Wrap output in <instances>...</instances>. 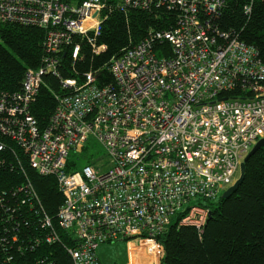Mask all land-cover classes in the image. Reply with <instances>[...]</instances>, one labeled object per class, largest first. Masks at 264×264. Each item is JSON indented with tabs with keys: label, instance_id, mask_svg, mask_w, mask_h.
<instances>
[{
	"label": "built area",
	"instance_id": "built-area-1",
	"mask_svg": "<svg viewBox=\"0 0 264 264\" xmlns=\"http://www.w3.org/2000/svg\"><path fill=\"white\" fill-rule=\"evenodd\" d=\"M110 1L0 0V23L46 32L41 66L26 71L9 107L1 98L0 132L39 174L56 177L64 198L58 225L74 239L67 247L75 264H102L98 247L122 240L128 243V264H163L160 235L176 215L180 226L203 231L210 209L197 200L215 201L232 186L242 162L264 138V60L256 46L238 37L227 42L215 37L212 20L203 19L204 11L217 12L227 0H178L174 28L152 29L110 60L113 82L99 85L92 73L83 80L63 78L66 91L55 94L56 107L42 129L32 104L44 76H60L64 50L72 47L74 58L80 56L81 43L73 36L99 34ZM113 1L127 11L167 3ZM162 39L171 43V56H157L155 44ZM90 135L106 156L68 168L71 151L82 153ZM18 191L16 197L10 193L13 207L10 194L0 201L7 212L19 207L34 213L38 229L22 253L60 242L31 184Z\"/></svg>",
	"mask_w": 264,
	"mask_h": 264
},
{
	"label": "trees",
	"instance_id": "trees-1",
	"mask_svg": "<svg viewBox=\"0 0 264 264\" xmlns=\"http://www.w3.org/2000/svg\"><path fill=\"white\" fill-rule=\"evenodd\" d=\"M110 3L109 17L99 34L73 36V40L81 43L80 56L74 58L72 47L64 50L60 76L54 73L44 76L40 94L32 104V114L42 129L47 127L56 107L55 94L66 91L62 87L63 78L83 80L92 73L99 85L113 82L110 60L144 39L150 30L174 28L181 12L178 0L128 11L118 8L113 0ZM204 15L203 19L212 20L215 37L223 36L226 42L238 37L256 46L264 60V0H227L217 12L204 11ZM45 35V30L34 25L0 23V102L6 97V106L14 102V93L21 90L26 71L41 66L46 54ZM100 47L104 50L97 52ZM155 52L157 56H171V43L166 39L158 41ZM0 142L5 146L0 149V200L31 184L40 201L38 209L52 219L54 232L61 237L60 242L43 243L22 253L29 248L38 229L34 213L19 207L15 212L11 209L7 212L0 201V264H75L67 247L74 239L70 231L58 225L57 213L64 198L56 177L39 174L15 141L1 132ZM95 161L88 159L85 163ZM74 163L69 159L68 168ZM9 198L13 207L11 194ZM197 203L210 209L206 227L200 231L180 226L181 215H176L160 235L166 251L163 264H264V146L249 158L244 179L230 196Z\"/></svg>",
	"mask_w": 264,
	"mask_h": 264
},
{
	"label": "rangeland",
	"instance_id": "rangeland-1",
	"mask_svg": "<svg viewBox=\"0 0 264 264\" xmlns=\"http://www.w3.org/2000/svg\"><path fill=\"white\" fill-rule=\"evenodd\" d=\"M86 147L82 153L74 152V150L70 153V159L77 162V169H80L88 159L100 161L102 157L106 156L105 148L92 135L87 140ZM224 192L222 190L216 200ZM97 252L102 264H128V243L126 240L103 243L98 247Z\"/></svg>",
	"mask_w": 264,
	"mask_h": 264
},
{
	"label": "water",
	"instance_id": "water-1",
	"mask_svg": "<svg viewBox=\"0 0 264 264\" xmlns=\"http://www.w3.org/2000/svg\"><path fill=\"white\" fill-rule=\"evenodd\" d=\"M264 146V138L259 139L256 144L253 146L252 150L249 152V154L246 156V158L244 159V161L241 164V169H240V176L237 179V181L230 186L227 190H225V192L223 193V197H228L231 195V193L233 191H235L238 186L242 183L243 179H244V175H245V171H246V163L249 160V158L261 147ZM211 215V213H210Z\"/></svg>",
	"mask_w": 264,
	"mask_h": 264
}]
</instances>
